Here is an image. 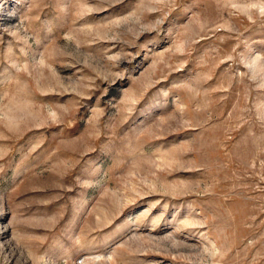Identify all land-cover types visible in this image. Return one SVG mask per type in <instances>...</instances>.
I'll return each mask as SVG.
<instances>
[{
    "label": "rangeland",
    "instance_id": "obj_1",
    "mask_svg": "<svg viewBox=\"0 0 264 264\" xmlns=\"http://www.w3.org/2000/svg\"><path fill=\"white\" fill-rule=\"evenodd\" d=\"M0 264H264V0H0Z\"/></svg>",
    "mask_w": 264,
    "mask_h": 264
}]
</instances>
